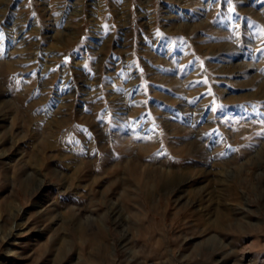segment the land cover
Returning a JSON list of instances; mask_svg holds the SVG:
<instances>
[{"label": "rangeland", "instance_id": "374dc122", "mask_svg": "<svg viewBox=\"0 0 264 264\" xmlns=\"http://www.w3.org/2000/svg\"><path fill=\"white\" fill-rule=\"evenodd\" d=\"M252 258L264 0H0V264Z\"/></svg>", "mask_w": 264, "mask_h": 264}, {"label": "bare ground", "instance_id": "6f19581e", "mask_svg": "<svg viewBox=\"0 0 264 264\" xmlns=\"http://www.w3.org/2000/svg\"><path fill=\"white\" fill-rule=\"evenodd\" d=\"M250 256V255H249ZM248 254H247V251H243L242 253H241V258L243 259H247L248 257ZM250 264H257V262H256V259L255 258H252L251 260H250Z\"/></svg>", "mask_w": 264, "mask_h": 264}]
</instances>
